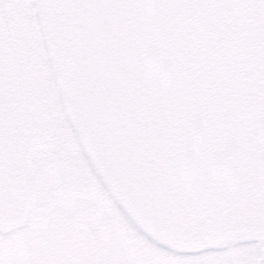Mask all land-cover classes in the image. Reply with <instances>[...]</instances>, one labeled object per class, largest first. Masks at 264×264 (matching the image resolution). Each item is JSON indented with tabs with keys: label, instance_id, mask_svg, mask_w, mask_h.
<instances>
[{
	"label": "snow or ice",
	"instance_id": "obj_1",
	"mask_svg": "<svg viewBox=\"0 0 264 264\" xmlns=\"http://www.w3.org/2000/svg\"><path fill=\"white\" fill-rule=\"evenodd\" d=\"M0 264H264V0H0Z\"/></svg>",
	"mask_w": 264,
	"mask_h": 264
},
{
	"label": "water",
	"instance_id": "obj_2",
	"mask_svg": "<svg viewBox=\"0 0 264 264\" xmlns=\"http://www.w3.org/2000/svg\"><path fill=\"white\" fill-rule=\"evenodd\" d=\"M251 77H252V73H251V71H249L248 78L251 79ZM244 147H246L248 149V153H249L248 158H249V160H251L252 159V155H251L252 141L250 138L245 142Z\"/></svg>",
	"mask_w": 264,
	"mask_h": 264
}]
</instances>
